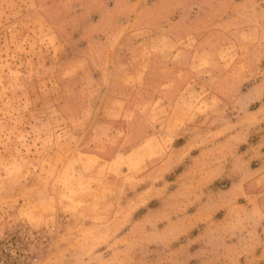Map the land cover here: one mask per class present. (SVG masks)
<instances>
[{"label": "rangeland", "instance_id": "obj_1", "mask_svg": "<svg viewBox=\"0 0 264 264\" xmlns=\"http://www.w3.org/2000/svg\"><path fill=\"white\" fill-rule=\"evenodd\" d=\"M91 1L0 0V264H264V0ZM98 16L118 22L101 29L132 27L139 55L169 45L170 27L185 70L173 94L202 97L181 135L114 175L85 167V149L101 147L85 136V22ZM151 109L161 123L171 105ZM146 122L130 121L127 148Z\"/></svg>", "mask_w": 264, "mask_h": 264}, {"label": "crops", "instance_id": "obj_2", "mask_svg": "<svg viewBox=\"0 0 264 264\" xmlns=\"http://www.w3.org/2000/svg\"><path fill=\"white\" fill-rule=\"evenodd\" d=\"M90 1L85 0V7L94 5ZM121 1L103 0V6L113 9L119 7ZM130 3H133L132 0H129ZM205 4H208L206 6L209 8L213 6L211 2L199 1L197 3L199 9H205ZM202 14L203 12H200L199 17ZM228 20L229 17L226 16L223 18L222 24L225 25ZM85 23H87L85 25V103L91 105V110L85 112V136H92V138H96L94 144L98 146L101 144V147L85 149V167L92 165L89 163L91 159L94 160L93 167H98L97 169L101 170L98 172L99 174H105L107 171L108 174L114 175L124 168L137 170V168L144 167L150 158L155 157L156 145L160 149L164 148V136L181 135L188 119L186 107L190 105L192 108L195 107L200 103L202 97L186 96V93L180 91L175 95L173 94L180 83V78L184 76L182 72L185 70L181 69L180 65L173 63L181 55L182 41L170 33V27L164 30V34H168V38L173 39L169 45L165 46L162 51L155 49L139 55V44L144 41L134 39L135 30H132V27L122 31L116 29V26L101 29L100 25L103 23L118 24L116 19H105L103 16H98L92 20L87 19ZM94 24L100 28L97 32L91 31V26ZM212 35L215 34L206 33L196 39L198 42L194 44V56L196 54L200 56L206 51L207 46H209L206 39H212ZM90 38L93 42L90 41ZM130 41L133 42V46L125 52V46ZM147 43H149L148 40ZM105 48L108 51L107 56H104ZM159 52H164L163 55L168 56V60L163 66L167 72L159 71L161 73L157 75L154 61L158 54H161ZM121 56H124L125 59L124 62L119 63L120 58H123ZM143 59L146 60L145 65L141 64ZM187 66V71L192 73L188 85L194 88V84L198 83L196 81L202 67L195 62ZM161 74L168 77L161 85V92L157 93L155 98L153 95H144L143 91L152 87L151 83L154 85V79L157 76L162 77ZM207 99L210 101L209 96ZM215 100H217L216 104L221 106L223 99L218 97ZM148 104L149 107L147 108L149 109L145 108L143 111L142 106L146 107ZM166 104L171 105V109L161 115V120L159 119L161 123L153 124L151 121L155 120L156 117L152 115L151 110L154 111V109H151V106L154 108L156 105ZM142 120L147 121L146 125L141 123L135 125L137 132L141 131L144 138L132 144L133 147L127 148L131 144L127 141V137L131 135L130 121ZM132 134L135 133L132 132ZM157 135L161 136L162 139L158 138Z\"/></svg>", "mask_w": 264, "mask_h": 264}, {"label": "built area", "instance_id": "obj_3", "mask_svg": "<svg viewBox=\"0 0 264 264\" xmlns=\"http://www.w3.org/2000/svg\"><path fill=\"white\" fill-rule=\"evenodd\" d=\"M16 264H26L25 260L23 258L21 259H17V263Z\"/></svg>", "mask_w": 264, "mask_h": 264}]
</instances>
